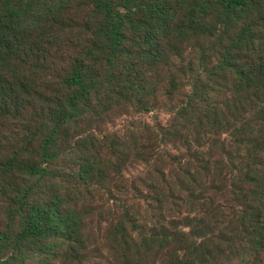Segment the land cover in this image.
Instances as JSON below:
<instances>
[{"label": "trees", "instance_id": "16d2710c", "mask_svg": "<svg viewBox=\"0 0 264 264\" xmlns=\"http://www.w3.org/2000/svg\"><path fill=\"white\" fill-rule=\"evenodd\" d=\"M0 209L1 264H264V0H0Z\"/></svg>", "mask_w": 264, "mask_h": 264}, {"label": "rangeland", "instance_id": "374dc122", "mask_svg": "<svg viewBox=\"0 0 264 264\" xmlns=\"http://www.w3.org/2000/svg\"><path fill=\"white\" fill-rule=\"evenodd\" d=\"M158 117L162 122H166L169 118V115L165 111L153 110L149 112V110H139V107H125L112 110L109 114H107L101 121H97L96 127L99 131L107 132L108 130L116 131L122 135L128 136L134 129H137L143 126L144 122L149 123L153 122L155 118ZM148 168L144 163H141L137 160H131L125 169L126 177H137L144 176L147 172ZM115 186L112 185V188ZM144 188V187H143ZM115 190V188H114ZM98 217L93 219V226L96 227V231H98L97 223ZM4 224L3 216L1 215L0 209V229ZM98 233V232H96ZM98 239V236H95L93 242ZM1 264V263H0ZM92 264H107L106 257H99L98 259H94Z\"/></svg>", "mask_w": 264, "mask_h": 264}]
</instances>
